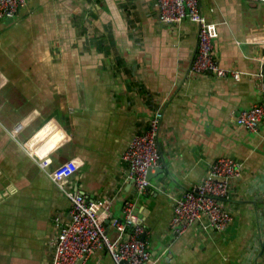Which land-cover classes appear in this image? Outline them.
I'll use <instances>...</instances> for the list:
<instances>
[{"label":"crops","instance_id":"crops-1","mask_svg":"<svg viewBox=\"0 0 264 264\" xmlns=\"http://www.w3.org/2000/svg\"><path fill=\"white\" fill-rule=\"evenodd\" d=\"M201 6L217 22L221 64L240 76L192 72L199 25L162 22L158 0H27L0 18V264H52L71 220L66 190L104 200L110 237L135 200L156 264H264V124L236 122L264 101V2ZM157 108L161 161L139 193L122 154ZM219 156L242 164L224 199L232 221L218 230L205 216L174 231L176 197ZM86 258L117 264L106 248Z\"/></svg>","mask_w":264,"mask_h":264},{"label":"built area","instance_id":"built-area-1","mask_svg":"<svg viewBox=\"0 0 264 264\" xmlns=\"http://www.w3.org/2000/svg\"><path fill=\"white\" fill-rule=\"evenodd\" d=\"M26 2L27 0H0V18L16 15ZM158 6L162 22L175 24L188 18L198 23V48L191 65L192 72H208L218 77L242 74L238 69L221 64L214 44L217 22L203 15L201 0H158ZM261 62L263 70L260 75L264 87V54ZM163 114L162 109L157 108L148 127L132 136L122 154L128 164V177L133 180L135 190L139 193L144 192L149 185V171H154L160 165L158 135ZM236 122L251 131H257L264 124V101L242 109ZM41 164L48 166L50 157H43ZM241 172V162L232 156H219L212 161L208 175L192 190L176 197L171 229L182 233L191 223L203 220L205 216L208 218L205 227L225 229L232 221L233 214L224 199L229 196L230 179L239 176ZM66 192L72 200L71 220L60 225L54 243L52 264H76L80 258L85 259L101 248H106L117 264H156L144 236L146 227L135 210L133 200L124 202L122 220L112 219V224L120 231L116 237H110L104 225V200L88 199L78 191Z\"/></svg>","mask_w":264,"mask_h":264},{"label":"water","instance_id":"water-1","mask_svg":"<svg viewBox=\"0 0 264 264\" xmlns=\"http://www.w3.org/2000/svg\"><path fill=\"white\" fill-rule=\"evenodd\" d=\"M157 169H158V168H156V170H157ZM151 172H152V171H149V174H148L149 177H150V175H151ZM83 261H84V258H80V259L76 262V264H82Z\"/></svg>","mask_w":264,"mask_h":264},{"label":"bare ground","instance_id":"bare-ground-1","mask_svg":"<svg viewBox=\"0 0 264 264\" xmlns=\"http://www.w3.org/2000/svg\"><path fill=\"white\" fill-rule=\"evenodd\" d=\"M14 18H15V17H14ZM184 21H185V20H184ZM191 22H192V21H191ZM181 24H182V23H181ZM261 58H262V57H261ZM250 107H251V106H250ZM150 121H151V120H150ZM158 136H159V135H158ZM124 151H125V150H124ZM122 159H123V158H122ZM126 178H127V177H126ZM131 180H132V179H131ZM60 186H61V185H60ZM65 189H66V188H65ZM64 191H65V190H64ZM133 191H134V189H133ZM83 194H84V193H83ZM181 194H182V193H181ZM130 199H132V198H130ZM134 201H135V200H134ZM71 204H72V203H71ZM225 204H226V203H225ZM70 212H71V211H70ZM174 212H175V211H174ZM56 218H57V217H56ZM56 228H57V227H56ZM58 231H59V230H58ZM145 238H146V237H145ZM147 242H148V241H147ZM88 257H89V256H88ZM88 257H87V258H88ZM87 258H86V259H87Z\"/></svg>","mask_w":264,"mask_h":264}]
</instances>
